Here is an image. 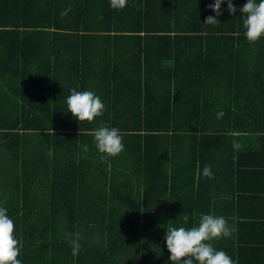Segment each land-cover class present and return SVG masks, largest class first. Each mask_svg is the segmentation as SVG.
I'll return each mask as SVG.
<instances>
[{
	"label": "trees",
	"instance_id": "1",
	"mask_svg": "<svg viewBox=\"0 0 264 264\" xmlns=\"http://www.w3.org/2000/svg\"><path fill=\"white\" fill-rule=\"evenodd\" d=\"M214 2L0 0V206L18 259L35 242L17 230L23 207L49 208L54 226L83 236L77 259L117 224H148L147 244L165 251L169 224L186 212L193 226L223 178L244 177V138H264V37L244 35L247 0H232L234 14L224 0L220 22L204 24ZM73 88L98 95L103 115L80 122L67 111ZM102 124L124 144L104 160L92 135ZM64 238L52 246H71Z\"/></svg>",
	"mask_w": 264,
	"mask_h": 264
},
{
	"label": "crops",
	"instance_id": "2",
	"mask_svg": "<svg viewBox=\"0 0 264 264\" xmlns=\"http://www.w3.org/2000/svg\"><path fill=\"white\" fill-rule=\"evenodd\" d=\"M250 139L244 138V145H247L244 151V177L223 178L219 184L223 189L222 196L212 200L209 207L211 211L204 213L224 216L234 228L230 237L216 239L211 243L216 250H222L231 257L235 264H264V138H253L252 142ZM40 191L34 193L41 194ZM206 206L207 203L202 207ZM20 210L19 215L27 217L22 227L17 225V230L24 231V237L35 241L27 250V256L21 254L19 260L25 264H39L38 261H43L42 264H172L167 249L163 251L162 245L157 247L152 241L147 244V238L151 240L152 237L150 226L149 229L146 227L148 224L142 225L137 233H134L133 224H117L111 230L102 225L104 233L93 236L96 244L84 246L89 251H83V255L77 259L72 255L69 244L64 243L59 247L51 244L56 234L65 240L64 232H71V225L69 230H65L63 224L54 226L51 218L48 221V213L52 212L49 208L34 206ZM198 223L199 219L193 226ZM89 229L100 231V224H91ZM79 231L83 232L82 228ZM22 250H25L24 247ZM194 264L198 262L194 261Z\"/></svg>",
	"mask_w": 264,
	"mask_h": 264
},
{
	"label": "clouds",
	"instance_id": "3",
	"mask_svg": "<svg viewBox=\"0 0 264 264\" xmlns=\"http://www.w3.org/2000/svg\"><path fill=\"white\" fill-rule=\"evenodd\" d=\"M224 0H215L209 4L216 15L208 16L204 24L217 25L220 20L217 18L222 14L221 5ZM127 6V0H110V7L121 10ZM139 10V8H138ZM227 10L234 14L237 9L232 0H227ZM243 16L244 35L249 43H255L264 37V0H247L239 9ZM67 111H70L80 122L93 121L94 118L103 115L105 104L101 98L92 91H77L71 89V95L66 98ZM223 111L217 114V118H222ZM94 143L101 155V160L108 157H115L124 151L120 130L116 127H109L102 124L92 133ZM87 151V145L84 146ZM48 154H53L49 149ZM203 177L212 178L211 166H205L202 170ZM7 209L0 206V264H22L17 257L20 254L18 240L14 238V222L8 216ZM182 221L180 226L169 224L166 231L165 242L167 250L170 252L172 264H235L231 257L224 251L216 250L211 241L227 238L232 235L234 228L229 225L224 216L213 214H202L198 225L185 227L189 220V215L185 212L179 217ZM70 239L72 255L78 256L81 243L84 239L79 233H65ZM98 242V240H97Z\"/></svg>",
	"mask_w": 264,
	"mask_h": 264
}]
</instances>
